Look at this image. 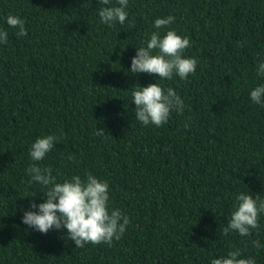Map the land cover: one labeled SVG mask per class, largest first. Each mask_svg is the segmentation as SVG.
<instances>
[{"label":"trees","instance_id":"1","mask_svg":"<svg viewBox=\"0 0 264 264\" xmlns=\"http://www.w3.org/2000/svg\"><path fill=\"white\" fill-rule=\"evenodd\" d=\"M99 7L0 0L8 31L0 44V264H210L236 248L264 264V248L250 243L264 244V217L250 238L222 231L238 190L264 198V107L248 97L264 82L255 74L264 0H129L126 22L111 27L99 22ZM9 14L25 21V36L4 22ZM168 15L197 65L186 79L163 82L183 112L143 126L130 89L155 74L130 73V60L152 21ZM45 134L59 140L41 167L57 179L92 173L109 183L111 206L129 217L119 240L75 248L64 232L21 223V209L43 191L26 169L31 142Z\"/></svg>","mask_w":264,"mask_h":264},{"label":"clouds","instance_id":"2","mask_svg":"<svg viewBox=\"0 0 264 264\" xmlns=\"http://www.w3.org/2000/svg\"><path fill=\"white\" fill-rule=\"evenodd\" d=\"M97 3L100 5L97 14L101 24L111 27L126 22L129 0H97ZM173 20L172 15L155 18L152 30L139 46H135V54L130 60V73L155 74L154 83L146 86L136 83L130 89L135 119L143 126L161 127L172 112H183L182 97L173 88L164 87L163 82L174 76L184 80L196 69V59L184 54L190 47L189 38L168 27ZM4 22L16 30L18 37L26 35L25 21L19 16L9 14L4 17ZM7 40L8 31L0 28V44ZM255 74L264 81V56L255 61ZM248 97L251 103L264 107V82L251 87ZM97 135L103 137V129H97ZM58 140L55 134L37 136L28 148V157L32 161L26 169L29 183L35 182L43 191H39L40 202L30 200L27 207L21 209V223L41 234L50 230L64 232L75 248L88 243L119 240L129 224V217L120 208L111 206L106 180L92 173L57 179L51 167L40 166L39 162L46 159ZM31 196L35 197L36 192ZM261 217H264V198L249 190H238L222 231L225 235L236 233L250 238L253 231L259 229ZM250 243L253 248H264L258 239H250ZM210 264H256V260L252 256H243L241 249L236 248L211 258Z\"/></svg>","mask_w":264,"mask_h":264}]
</instances>
